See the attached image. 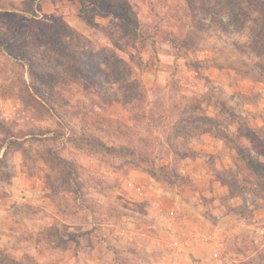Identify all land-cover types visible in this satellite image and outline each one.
<instances>
[{"label":"rangeland","instance_id":"rangeland-1","mask_svg":"<svg viewBox=\"0 0 264 264\" xmlns=\"http://www.w3.org/2000/svg\"><path fill=\"white\" fill-rule=\"evenodd\" d=\"M74 2L0 0V264H264V0Z\"/></svg>","mask_w":264,"mask_h":264},{"label":"crops","instance_id":"crops-1","mask_svg":"<svg viewBox=\"0 0 264 264\" xmlns=\"http://www.w3.org/2000/svg\"><path fill=\"white\" fill-rule=\"evenodd\" d=\"M48 2L51 4L50 7L46 8ZM40 4L41 13L58 16L62 24L75 32L87 36H96L97 31L99 30L98 27L94 24H90L82 14H80V10L76 7L74 0H40ZM109 19L102 20L100 26L107 27L110 22Z\"/></svg>","mask_w":264,"mask_h":264},{"label":"trees","instance_id":"trees-1","mask_svg":"<svg viewBox=\"0 0 264 264\" xmlns=\"http://www.w3.org/2000/svg\"><path fill=\"white\" fill-rule=\"evenodd\" d=\"M262 6L264 7V4H262ZM263 19H264V14H263ZM259 38L260 37H257L256 39H254V41H252V44H250L252 50H254V51H244L243 49L240 48V46H238V45H235V46L240 50V52L242 54H246L247 55V54L253 53L257 58H261V56L264 55V51H257V50H263V48H264V43L263 42L264 41L261 38L259 40ZM263 62L259 63V66H261L263 68V70H264V63ZM240 122L238 123V127H237L236 131H230L229 130L227 134L223 135V137L226 140H228V142L234 143V141H233L234 136L235 135L238 136V133H235V132H239L241 130V123ZM112 149H114V148H112ZM240 154H242V157L246 160L248 166L250 168H252L254 171H256L257 173H262L264 171V168L262 167L263 166L262 162L261 161H256L254 158L250 157L246 150H243L242 152H240ZM147 172L153 177L157 176L156 172L153 171V170H147Z\"/></svg>","mask_w":264,"mask_h":264}]
</instances>
